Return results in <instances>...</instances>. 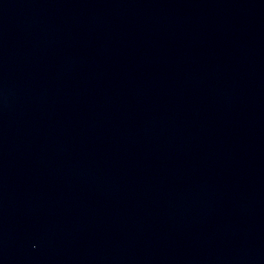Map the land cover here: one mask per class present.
<instances>
[{"label": "water", "instance_id": "95a60500", "mask_svg": "<svg viewBox=\"0 0 264 264\" xmlns=\"http://www.w3.org/2000/svg\"><path fill=\"white\" fill-rule=\"evenodd\" d=\"M0 264H264V0H0Z\"/></svg>", "mask_w": 264, "mask_h": 264}]
</instances>
